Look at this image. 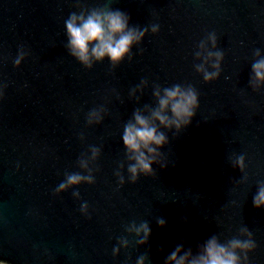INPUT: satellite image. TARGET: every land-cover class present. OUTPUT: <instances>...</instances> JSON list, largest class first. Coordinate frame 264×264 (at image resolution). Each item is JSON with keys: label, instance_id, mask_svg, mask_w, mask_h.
Returning <instances> with one entry per match:
<instances>
[{"label": "water", "instance_id": "obj_1", "mask_svg": "<svg viewBox=\"0 0 264 264\" xmlns=\"http://www.w3.org/2000/svg\"><path fill=\"white\" fill-rule=\"evenodd\" d=\"M105 6L127 13L130 26L148 27V35L131 62L113 69L105 60L88 70L67 51L65 21L81 8ZM209 33L224 53L211 84L195 70ZM21 48L28 56L17 69ZM257 49L264 54V0H0V88L7 85L0 101V261L136 264L149 255L147 264H165L176 245L196 253L212 235L224 242L247 227L256 244L250 264H264V209L253 204L264 182V89L249 83ZM142 81L147 88L133 98ZM177 83L197 90V114L182 133L162 129L167 167L153 165L154 176L132 184L124 125L136 109L155 106V85ZM101 108L102 123L90 126L89 112ZM90 146L101 150L95 184L55 195L65 173L82 172L78 161L90 157ZM240 155L246 182L232 167ZM122 162L121 187L115 172ZM133 221L150 224L147 246L128 236ZM120 238L131 246L117 257Z\"/></svg>", "mask_w": 264, "mask_h": 264}, {"label": "clouds", "instance_id": "obj_2", "mask_svg": "<svg viewBox=\"0 0 264 264\" xmlns=\"http://www.w3.org/2000/svg\"><path fill=\"white\" fill-rule=\"evenodd\" d=\"M65 25L68 38L67 51L88 70H91L94 64L103 63L105 60L111 62L113 69L119 67L126 58L131 62L133 48L142 44L149 31L148 27L130 26V16L110 6L81 8L79 13L74 12L69 16ZM159 31L158 25L151 26L153 35L158 34ZM198 48L195 56L202 63L195 65V70L203 77L205 83L211 84L219 80L224 61V53L217 47L216 34L209 33L207 39L199 43ZM27 56L28 53L21 48L13 61L17 69L22 66ZM254 56L249 83L253 91L259 92L264 89V54L257 49ZM147 86V81H142L140 86L131 91V96L137 98V92L142 95ZM6 87L7 85H4L0 88V101L4 99ZM153 96L155 106L145 105L143 110L136 109L132 119L124 125L122 133L128 161V180L132 184H136L141 175L154 176L153 165H158L160 168L167 167L163 163L161 149L169 144V139L162 129L169 132L174 129L176 133H182L191 125L200 107L199 94L192 85L182 86L177 83L171 87H161L157 84L154 86ZM105 112L103 108L91 110L87 117L88 124L91 126L102 123ZM81 139L83 140L84 137L81 136ZM90 153V157L84 155L78 161L82 172L65 173V179L55 189V195L59 196L69 190L77 189L83 184H95L94 166L101 156V150L90 146ZM232 167L240 170L246 182L245 157L237 156ZM124 168L125 164L122 162L119 170L115 172L121 187L126 182L123 175ZM73 196L80 199L78 191H73ZM253 204L257 209H264V182L258 185L257 192L253 196ZM80 210L83 215L88 216L89 205L86 202L82 203ZM156 222L161 228L166 226L163 218H158ZM126 231L129 237H135L140 247L149 244L152 232L147 221H141L139 224L133 221L126 226ZM118 245L113 248V255L117 257L121 248L127 251L131 246L128 238H120ZM255 249L252 233L247 227H242L237 236L224 242H221L219 236L212 235L198 246L196 253L191 248L185 250L183 244L176 245L166 258L165 264H250L249 253L254 252ZM149 260V255H141L137 258L136 264H147ZM0 264H5V261H0Z\"/></svg>", "mask_w": 264, "mask_h": 264}]
</instances>
